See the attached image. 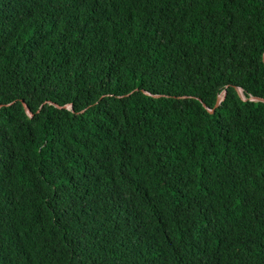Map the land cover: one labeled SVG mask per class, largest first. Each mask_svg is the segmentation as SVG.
Wrapping results in <instances>:
<instances>
[{"label": "trees", "instance_id": "trees-1", "mask_svg": "<svg viewBox=\"0 0 264 264\" xmlns=\"http://www.w3.org/2000/svg\"><path fill=\"white\" fill-rule=\"evenodd\" d=\"M263 56L264 0H0V264H264Z\"/></svg>", "mask_w": 264, "mask_h": 264}, {"label": "water", "instance_id": "water-1", "mask_svg": "<svg viewBox=\"0 0 264 264\" xmlns=\"http://www.w3.org/2000/svg\"><path fill=\"white\" fill-rule=\"evenodd\" d=\"M263 62H264V56H263ZM224 93H225V90L222 91V95H221V96L219 95V96L217 97V100H216L215 106H217V105L219 104L220 100H221V99L223 98V96H224ZM249 99H251V100H259V101L264 102V98H262V97L250 96ZM21 102H22L23 106L26 108L25 102H24L23 100H21ZM203 106H204L209 112H211V113L213 112V108H207L205 104H203ZM26 112L29 114V116L32 115L31 111H29V109H27V108H26Z\"/></svg>", "mask_w": 264, "mask_h": 264}]
</instances>
